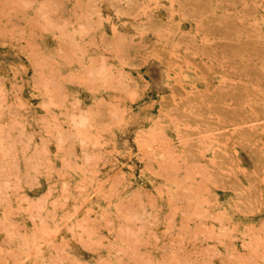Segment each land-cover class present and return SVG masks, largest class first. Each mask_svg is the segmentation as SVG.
<instances>
[{
  "label": "rangeland",
  "instance_id": "1",
  "mask_svg": "<svg viewBox=\"0 0 264 264\" xmlns=\"http://www.w3.org/2000/svg\"><path fill=\"white\" fill-rule=\"evenodd\" d=\"M0 264H264V0H0Z\"/></svg>",
  "mask_w": 264,
  "mask_h": 264
}]
</instances>
